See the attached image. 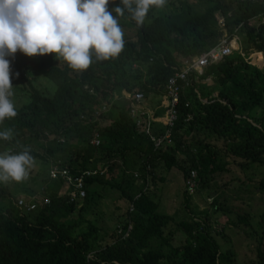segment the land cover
Returning a JSON list of instances; mask_svg holds the SVG:
<instances>
[{"label":"trees","instance_id":"obj_1","mask_svg":"<svg viewBox=\"0 0 264 264\" xmlns=\"http://www.w3.org/2000/svg\"><path fill=\"white\" fill-rule=\"evenodd\" d=\"M169 1L177 7L173 13L152 17L156 9L152 8L143 26H138L128 14L117 17L124 32L123 51L119 57L107 61L93 58L86 71L72 70L63 60L55 59V54H48L34 64L27 63L23 53L8 57L10 70H18L23 64L34 72L49 64L45 74L56 84L50 95L31 85L29 102L15 107V118L0 123V131L10 129L13 133L9 146L14 145L17 151L11 153L28 149L34 158L46 160L59 150L68 153L72 160L79 159L80 167L97 166L100 162L109 173L115 167V159L129 154L138 160L139 171L144 170L146 162L150 164L154 182V164L162 161L169 169L178 166L176 153L182 152L187 157L189 154L190 159L187 168L180 166L183 177L195 169L197 188L206 187L212 174L225 170V161L219 159V152L208 137L221 140L226 154L240 159L236 164L241 168L263 164L264 58L261 68L238 53L208 66L199 77L190 74L188 84L179 94L173 143L167 147L154 149L147 135L132 121L127 107H121L116 117L101 113L100 107L111 92L122 87L131 91L136 86L130 79L133 73L141 72L133 64L149 63L147 77L139 88L144 95L165 93L164 85L173 74L176 61L210 46L208 40L217 34V10L226 16V27L241 24L238 29L246 42L264 56V0H199L205 6L203 11H197L190 0ZM119 4L120 0L110 2L109 11ZM128 28L134 33L129 34ZM233 33L230 27L228 34ZM210 75L213 88L197 80ZM214 91L216 96L212 95ZM154 128L162 131L159 125ZM94 132L101 137L97 146L89 142ZM31 137L42 138L37 149L27 146ZM58 137L66 142H59ZM6 142L0 139V149L6 148ZM122 174L114 187L128 202H133V210L127 207L124 214L132 229L125 238L113 229L110 241L99 242L97 247L94 246L97 228L91 222H87L86 229L75 232L78 222L69 215L76 210L77 203L69 202L66 194H56L61 178L50 179L51 186H55L49 203L40 202L31 211L18 208L12 193L0 186V264H235L234 251L222 250L213 236L207 213L203 220L173 223L172 216L158 211V203L150 198L148 188L131 190L134 179L129 181L125 171ZM102 179L87 177L85 183ZM125 183L128 190L123 188ZM258 183L264 188V177ZM51 186L44 188L48 191ZM136 193L140 195L134 199ZM88 199L86 188L78 213L85 209ZM183 204L189 210L190 195L185 188ZM212 205L216 207L215 202ZM238 218L248 224L245 218ZM170 223L184 236L179 244L173 243L174 231L165 233ZM255 251L254 264H264V231L258 237Z\"/></svg>","mask_w":264,"mask_h":264},{"label":"rangeland","instance_id":"obj_2","mask_svg":"<svg viewBox=\"0 0 264 264\" xmlns=\"http://www.w3.org/2000/svg\"><path fill=\"white\" fill-rule=\"evenodd\" d=\"M191 2L195 5L194 7L197 11L204 10L205 6L199 4L198 0H191ZM230 9H228V14L231 12ZM174 10L175 9L172 5L166 3L165 7L159 8L155 14L159 12L170 13ZM220 19H223L222 14L219 15L218 23H222L220 22ZM225 19L226 16L223 20L224 23ZM230 27L234 30L232 36L228 34V29ZM238 27L235 24H232L229 25V27L224 28L223 26L221 29L219 28L216 36L213 39L208 40L209 45L211 46L217 43L220 39L227 37L228 40L235 41L233 44L235 49L233 55L240 53L244 55L249 62L261 67L264 58L263 54L252 49V47L246 42L245 37H243L242 32L239 31ZM44 56H42V58ZM39 58L40 56L29 57V59L33 61H36ZM180 58L176 62H179ZM182 64L183 60L179 62L178 66H181ZM25 67L26 74L12 82V91L14 94L10 99L16 108L30 100V86L28 80L33 79L32 84L39 87L38 89L46 94H52L56 88L53 81L49 79L46 80L45 76L42 75V70L36 69L33 73H30L26 65ZM137 69L140 70L141 74L137 75V72L133 73V78L130 80L139 86V84L143 83L147 77L145 73L147 70V64H142L138 66ZM205 70L206 68L202 69L201 72L198 71L194 74L199 77ZM197 80L199 83H205L209 88H213L214 84L211 75L206 79L198 78ZM212 95L216 96L217 92L214 91ZM144 97H146V94ZM122 99L123 98H119L117 101L122 102ZM107 112L111 115H118L116 113V108L107 110ZM207 140L211 141L214 149L218 150L220 155L219 159L225 161V170L212 174L209 178V184L206 187H198L199 189L196 188L194 193L190 195L189 210L186 209L183 204L184 177L182 170L180 169V166L187 168L190 165L189 154L187 157L185 156V153H176L178 166H173L170 169L162 162L159 163V171L157 172L161 174L162 177L161 179L156 178L154 182L150 178L148 185H146L144 181L140 182L139 179L135 178L132 171L128 172V180L131 181L134 179V181L141 185L140 188H145L147 186L148 195L159 203L158 211L170 214L173 217V223L177 224L181 221H190L191 219L197 218L203 220L204 213H207L209 218L207 224H209L212 234L219 242L221 249L225 250L231 248L234 251L235 264H254V262H256L255 250L257 240L260 233L264 231V221L261 222L262 217L264 216V188H261L258 183L259 179L264 177V163H254L249 168H241L236 164V161L240 159H235L233 156L226 154L224 151L225 146L221 140L212 137H208ZM9 143L10 141L6 142L7 149L4 152L11 153L14 151L12 145L11 147L8 146ZM48 158L50 159L48 169L46 160L36 158L34 159L35 166L30 170L29 178L27 180L19 183L15 181H9L8 183L0 182V186L3 188L6 187V189L12 193L14 198L21 196H36L37 198H44L50 196L49 194L42 192L37 193L41 191L40 188L48 181L47 176H49L50 167L58 159H55L53 156H49ZM104 169L106 172L103 177H108L109 174L107 173L109 172L107 171V167ZM120 178L118 180H120ZM28 188L31 189V192H35L36 195H25L26 192L23 189ZM97 188L102 187L97 186ZM103 188L104 190H107L105 191L104 198L99 199L96 202L97 198L95 197L94 202L92 201L91 204L87 205V209L80 213H78V206L81 201L77 202L76 210L73 214L69 215L71 220L78 222L75 232H78L80 229H86V221L93 223L97 228V232L95 233V247H97V243L99 244V242H101L100 244H103L110 241L111 232L115 229L116 224L126 219L124 214L129 204V202L121 196L118 188ZM140 188L136 187L134 190ZM115 197L117 209L112 208L114 206L112 201ZM104 200H107V205ZM214 202L216 203V207L212 205ZM105 207L106 211L104 210ZM238 217L245 218L248 224L239 220ZM173 223H170L168 227L165 228V233L167 234L168 231H174L173 243L179 244L183 241L184 236L179 228Z\"/></svg>","mask_w":264,"mask_h":264},{"label":"clouds","instance_id":"obj_3","mask_svg":"<svg viewBox=\"0 0 264 264\" xmlns=\"http://www.w3.org/2000/svg\"><path fill=\"white\" fill-rule=\"evenodd\" d=\"M110 2L115 0H0V123L17 116L10 99L14 94L12 82L26 74L23 64L18 70H10L8 57L23 53L27 63L34 64L54 53L55 59L63 60L72 70L86 71L93 58L107 61L123 51L124 32L117 17L128 14L143 26L150 9L165 7L167 0H120L109 11ZM28 56L40 58L33 61ZM12 136L10 129L0 131L4 141ZM60 138L57 140L62 143ZM34 166L28 149L0 153V182H23Z\"/></svg>","mask_w":264,"mask_h":264},{"label":"built area","instance_id":"obj_4","mask_svg":"<svg viewBox=\"0 0 264 264\" xmlns=\"http://www.w3.org/2000/svg\"><path fill=\"white\" fill-rule=\"evenodd\" d=\"M264 24V21H262ZM240 26V25H239ZM232 40H228L227 37L222 38L219 43L209 47L208 49L201 52L191 60H186L180 67L175 68V72L170 75L164 85L166 95V105L162 117L156 118L153 112L145 107V95L141 89H137L134 94L128 98V112L132 121L139 127L144 134H146L150 141L153 143L154 149H160L161 147H167L173 143L172 131L177 118V105L179 101L180 91L188 84L189 75L194 74L202 69L207 68L212 64L221 62L225 57L233 55L234 46ZM205 72V71H203ZM105 109L102 107L101 112ZM190 117H188L189 119ZM160 121L162 131L155 130L154 126L156 122ZM63 142V139L60 138ZM93 145L100 144V136L98 132H94L89 141ZM58 158V159H57ZM55 163L50 167L49 178L57 179L61 178L67 185V196L69 202H80L86 196L85 178L88 176L100 177L105 174L106 170L102 169H82L80 171L73 172L72 169L64 161L57 157ZM151 166L149 163H145L144 170H136L132 174L135 178L139 179L140 182L149 184L151 173ZM184 188L189 195H192L197 188V171L191 169L189 173L183 178ZM146 186L144 189H147ZM140 194L136 193L134 199ZM79 200V201H78ZM44 203H49L48 198L43 199ZM131 203V204H130ZM15 204L18 208L25 211H31L37 208L35 196L18 197L15 200ZM130 204V205H129ZM128 210H133V202H129ZM123 224L116 226V232L125 238L129 235L132 229V223L129 218H126Z\"/></svg>","mask_w":264,"mask_h":264},{"label":"crops","instance_id":"obj_5","mask_svg":"<svg viewBox=\"0 0 264 264\" xmlns=\"http://www.w3.org/2000/svg\"><path fill=\"white\" fill-rule=\"evenodd\" d=\"M191 1V0H190ZM199 1V0H198ZM167 3L169 4V5H172L173 7H174V9L176 10L177 9V7L175 6V5H173V4H171L170 3V1L169 0H167ZM159 8H156L154 11H153V13H152V17L154 16H159V15H168V14H171V13H173V12H170V13H161V12H159V13H157V14H155V12L158 10ZM223 15L224 13L221 11V10H217L216 11V13H215V18H216V22H215V24H216V27H217V30H219V28L221 29L223 26H224V28L226 27L225 26V23H224V17H225V15H223V19H220V22H222V23H218V20H219V15ZM147 21H150V19H147ZM223 25V26H222ZM126 30H129L128 31V33L130 34V33H134V30L132 29V28H128V29H126ZM221 40V39H220ZM219 40V41H220ZM219 41L217 42V43H219ZM217 43H215V44H213V45H216ZM213 45H211V46H213ZM211 46H208V47H206L204 50H206V49H208L209 47H211ZM203 50V51H204ZM203 51H201V52H203ZM200 52V53H201ZM200 53H198V54H196V55H191V56H186V57H181L180 58V61H182L183 60V64H184V62L186 61V60H191L192 58H194V57H196L197 55H199ZM179 61V62H180ZM179 62H177L176 63V65L173 67V69H174V72H175V68H177V67H180V66H178L179 65ZM142 64H149V63H140V64H133L134 66L133 67H135L136 69H137V65H142ZM182 64V65H183ZM181 65V66H182ZM48 68V67H47ZM47 68H45V69H43L42 70V75H44L45 76V78H46V80H51L50 78H48V76L45 74V70H47ZM173 72V73H174ZM30 73H33V72H30ZM208 77H210V76H208ZM32 80L33 79H31V84H29V86H30V90H31V85L34 87V88H39V87H36L35 85H33L32 84ZM51 81H53V80H51ZM54 82V81H53ZM130 82H132V80L130 81ZM55 83V82H54ZM133 83V82H132ZM135 84V83H134ZM56 85V84H55ZM136 86L131 90V91H128V90H126L125 88H121V89H119L118 91H113V92H111L110 94H109V97H108V100L105 102H103L102 103V106L100 107V109L102 108V107H105V109L101 112V113H104V114H109V112H107V110H111V109H114V108H116V110H117V114H118V112H119V109L121 108V107H127L128 108V105H129V100H128V98L129 97H131L132 95H133V92L134 91H136L138 88H140V84H139V86L137 85V84H135ZM56 89V88H55ZM40 90V89H39ZM48 91H50V90H48ZM54 93V92H53ZM29 94H30V92H29ZM48 95H50V94H48ZM119 98H123L122 99V102H119V101H117V99H119ZM144 104H145V107H147V108H149L152 112H153V114H154V116L156 117V118H160V117H162L163 116V113H164V110H165V105H166V95H165V93H155V94H153V93H149V94H147V96H146V98H145V101H144ZM112 116L113 117H116V116H118V115H114V114H112ZM155 125H159V126H163V124L160 122V121H158V122H156V124ZM148 137V136H147ZM41 137H36V138H29L28 139V141L26 142L27 143V146L30 148V149H37L38 147H39V141H41ZM148 139H149V137H148ZM150 140V139H149ZM9 144H11V143H9ZM9 144H8V146H9ZM93 145V144H92ZM14 148H15V146L14 145H12ZM94 146H96V145H94ZM7 149V144H6V148L5 149H0V153H4V151ZM14 151H17L16 150V148L14 149ZM56 154H54V155H49V156H53L54 158H57V157H60V159H62L66 164H68L69 165V163H72L73 165H71L72 166V170H75V171H80V170H82V169H100V168H103L99 163H98V165L97 166H90V167H80L79 166V159H77V160H72L71 158H70V156H69V154L68 153H64V152H62V151H56L55 152ZM48 156V157H49ZM62 156V157H61ZM47 157V159H46V161H47V169H48V167H49V165H50V159ZM34 159H36V158H34ZM37 159H41V158H37ZM41 160H45V159H41ZM71 160V161H70ZM115 162L114 163H116L114 166V168L113 169H111L110 170V173H107V174H109L108 175V177H102V176H104V175H102V176H100L101 178H103L102 180H94L93 182H90V183H87L86 184V188H87V190H88V195H89V198L90 199H88V201H87V204H86V206H85V209L83 210V211H85L86 209H87V205H89V204H91L92 203V201L94 202V198L96 197L97 199H96V202L99 200V199H102V198H104V195H105V191H107V190H104V188L103 187H107V188H110V187H114V185H115V182H117V184H118V182L121 180V178H120V176L121 175H123V174H121L123 171H125V172H130V171H132V172H134V171H136V170H138V164H137V161H135V159L132 157V155H127V156H125L124 158H120V159H115L114 160ZM162 161H157L155 164H154V166H153V171H154V181L156 180V178H159V179H161V177H162V175L161 174H159L157 171H159V163H161ZM163 163V162H162ZM164 164V163H163ZM137 165V166H136ZM115 170V171H114ZM107 171L109 172V169H107ZM112 171H114V172H112ZM119 172V173H117V172ZM48 172V171H47ZM131 172V173H132ZM107 174H106V176H107ZM119 175V176H118ZM48 177V181L45 183V185H43L41 188H40V190L41 191H39V192H37V193H40V192H42V193H46V194H52V193H54V186L55 185H53V186H51V181H50V178H49V176H47ZM88 177H94V176H88ZM115 177V178H114ZM120 178V180H118ZM112 184H113V186H112ZM46 186H51V188H50V190H46L44 187H46ZM97 186H101L102 188H97ZM140 184L138 183V182H136V181H134V187H132V189L131 190H134L136 187L137 188H140ZM123 188H126L127 190H128V188H129V185L128 184H126L125 183V185L123 186ZM24 190V189H23ZM26 193H25V195H32V194H35V192H31V191H26V190H24ZM67 194V185H66V183L64 182V181H62V183L60 184V186H59V189L57 190V192H56V194ZM109 194V193H108ZM120 194H121V192H120ZM36 195V194H35ZM121 196H122V194H121ZM36 197V196H35ZM123 197V196H122ZM44 198H48L49 200H50V198H49V196L48 197H44ZM44 198H37L36 197V202H37V204H39L40 202L42 203V204H48V203H44V201H43V199ZM126 201H127V199L125 198V197H123ZM151 198V197H150ZM154 200V199H153ZM155 201V200H154ZM104 202H105V204L107 205V200H104ZM113 203H114V206L112 207V208H115V209H117V206H116V204H115V202H116V197L113 199V201H112ZM157 202V201H156ZM158 203V202H157ZM158 209H159V203H158ZM104 210L106 211V207L104 208ZM162 213H165V212H162ZM111 214V213H110ZM165 214H167V213H165ZM168 215H170V214H168ZM171 216V215H170ZM86 222H88V221H86ZM93 224V223H92ZM118 224H121V223H117L116 224V226L118 225ZM116 226H115V229H116ZM117 233V232H116ZM130 234V233H129ZM117 235H119L118 233H117ZM129 236V235H128ZM127 236V237H128Z\"/></svg>","mask_w":264,"mask_h":264}]
</instances>
